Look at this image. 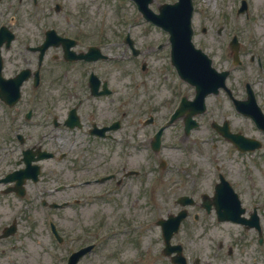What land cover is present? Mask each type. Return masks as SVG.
<instances>
[{
    "label": "rangeland",
    "instance_id": "rangeland-1",
    "mask_svg": "<svg viewBox=\"0 0 264 264\" xmlns=\"http://www.w3.org/2000/svg\"><path fill=\"white\" fill-rule=\"evenodd\" d=\"M173 1L175 0H154L150 7L156 11L158 4ZM246 1L248 12L237 15L235 12L240 5V0H192L194 6L192 41L195 47L201 48L207 54H212L216 63L223 64L226 61L221 54L226 53L224 49L226 42L234 35L242 43L241 52L245 50L264 51V0ZM54 2L63 6L58 13L54 11ZM36 14L40 16L42 22L45 16L46 21L56 22L58 27L69 31L79 27H88L90 32H93L89 34L91 42L94 41L96 33L103 34L105 40L109 39L105 44V50L111 56H116V59L104 65V74L110 77L112 83L119 88V92L112 98H105L102 101L104 105L109 104L110 106L116 98L126 94L128 90L135 91L137 99L130 107L137 106L138 109L142 107L140 111L142 113L147 112V108L153 106L158 116L164 115L165 118L174 107L173 103L175 104L178 100L173 98L172 94L175 92L173 89L180 91L185 89L169 65L166 34L144 22L132 2L128 0H44V5ZM65 16L68 20L64 19ZM24 17L27 24V16L24 15ZM201 28H205L206 32L202 33ZM127 32L142 52L134 59L127 58L129 56L127 52L123 54L124 48L121 43ZM249 39L251 43H248ZM115 42L120 43V47L112 44ZM108 43L111 44L107 46ZM159 44H161L160 48H158ZM143 62L147 66L144 71L141 70ZM260 82L264 85V79ZM53 93L57 95L58 91ZM262 101L264 102V95ZM163 102L164 108L162 107ZM217 107L215 100H209L208 110L200 120V127L184 144L194 146L193 142L199 141L210 146L211 132L215 139L218 138L208 128L210 119L219 122L225 118L236 129L249 127L242 118L230 112L225 103L221 104V108ZM127 124L128 120L125 121L124 128ZM242 131L245 135L249 133L246 130ZM184 144L178 141V132L175 128L167 132L164 138V158L170 165L178 166L176 160L185 159L178 149ZM214 147L216 149L212 146L208 150L207 157L218 158L222 161L221 169L228 177L245 182L247 195H242L245 199L241 196L244 201L249 203L247 197L253 190L254 195L264 197V156L260 155L263 152L256 151L252 154L236 156L233 150L231 153L228 149L225 151V148L229 147L222 141L217 142ZM94 149L96 154H99L98 150L105 148ZM142 154H144L143 151L138 153L137 157L141 158ZM196 160L199 163L198 168L192 167L193 174L190 176L196 179V188L199 193H210L214 170L209 167L205 158L197 156ZM94 166L92 162L90 169ZM169 172V174H164V183H167L164 185V197L160 190L161 183L157 184L152 193L148 192L145 198L140 194L138 183L136 184L137 189L126 185L124 190L105 197L100 196L96 192L98 188L95 187L83 188L81 191L74 192V197H85L86 199L70 213L68 210L57 213L61 228L67 233L71 232L70 239H65L62 246L55 245L49 238L42 224L38 206L31 202L19 201L14 202L12 208H1L0 221L4 224L9 221L10 216L14 215L17 209L23 208L25 214L18 220L17 232L10 240L17 248L15 251L0 256V264H63L70 250L89 243H95L97 248L91 255L84 257L79 264H163L162 257L159 255L162 244L160 233L153 221L175 211L174 200L185 189L182 190L179 186L174 187L172 183L174 181L179 183L178 176L186 177L183 176L184 171L180 172L181 175L174 171ZM79 175L82 176V173ZM150 178L151 175L148 176V181H153ZM83 179L85 177L80 181ZM28 195L32 196V194ZM194 196L199 199V194H194ZM163 199L164 206L161 204ZM12 200L13 196H9V202ZM68 214L72 216L68 217ZM122 221L124 223H120ZM209 223L211 224V221ZM1 225L0 223V228ZM208 228L210 231L205 236L201 232L199 239L190 235L188 230L186 231L184 242L186 251L192 257L195 254L200 255L202 261H208L205 256L209 254L210 245L215 246L218 240H225L230 227L211 225ZM139 233L143 235L140 239H138ZM136 239L139 241V249L132 244V240ZM174 241L180 243L182 233L175 236ZM10 244L6 240H0V247L6 248ZM164 264L169 263L164 259Z\"/></svg>",
    "mask_w": 264,
    "mask_h": 264
},
{
    "label": "flooded vegetation",
    "instance_id": "flooded-vegetation-1",
    "mask_svg": "<svg viewBox=\"0 0 264 264\" xmlns=\"http://www.w3.org/2000/svg\"><path fill=\"white\" fill-rule=\"evenodd\" d=\"M39 2L41 3V0H0V208L9 209V196L16 198L15 192L10 193L14 187H9L8 183L4 182L9 174V147H16L19 151L15 168L20 166L24 151L35 153L38 147V154L35 157L47 154L41 149L53 154L51 158L39 161V177L34 185H37L36 194L39 195L41 206L43 202L55 200L57 193H62L61 202L66 203V208L71 210L72 194L76 189L72 183L73 167L76 165L75 156L64 152L60 156L56 155L59 151L58 147L64 148L70 142V145L76 142L85 144L89 147L87 150L98 146L116 147L115 161L109 151L99 150L101 154L97 155V168L107 176L113 175V180L110 182L118 188L130 182L137 189L136 184L140 181L138 189L145 193L147 175L153 171L152 158L147 155L143 163L137 164L136 151H141L147 142H150L152 131L140 133V129L134 124L136 116H132L128 122V132L121 134L122 125L118 121L119 118H116L119 108H104L101 106L103 97L91 96L89 78L92 73H96L100 79L98 92L102 89L103 62H72L66 61L63 57V48L71 44V41H74L77 53H82L88 48V28L69 31L58 27L56 22L46 21L45 16L42 22L40 16L36 14L37 11L34 10ZM24 15L27 16V24ZM49 31H54L55 34L46 36ZM43 43H46L48 48L39 61L38 48ZM236 68H240L237 76H235L237 71H233L235 68H222L229 70L226 85L231 99L242 101L248 97L249 92H252L264 112L262 101L264 85L250 75L248 65L241 64ZM257 69L264 71V65H257ZM17 87L18 99L14 101ZM57 91L55 95L53 92ZM220 95L228 100L234 110L233 102L227 93L220 91ZM74 106L82 126L79 129L68 128L74 122V118L70 115ZM245 120L250 126L244 130L264 145V133L256 129L248 118L245 117ZM101 128L106 132L94 136L92 130ZM13 131L16 132L15 137L12 135ZM81 131L84 133L79 135ZM127 144H131L132 167L120 171L121 147ZM14 151L12 150L11 154ZM86 159L85 162H81L86 169V175H91L95 166L90 169L93 160L89 155ZM220 174L217 173L216 182ZM234 181L237 184L231 185L238 193L244 207L242 214L244 222L218 223L213 219L212 223L215 225L218 223L230 227L226 239L215 242L216 246L205 256L208 261L195 257L191 262L189 253L186 264H264V197L254 195V191H251L252 202L246 206L242 201V195H247L245 182ZM28 184L32 182L28 181ZM179 186L182 190L187 187L188 190L183 192L190 194L197 189L196 181L189 173L180 181ZM103 189L108 190V188ZM200 207L201 204L196 202L192 209ZM184 222L183 239H186L187 230L190 235L199 239L200 233L203 232L205 236L210 231L208 226L212 225L207 222V218L199 220L195 213L189 211ZM248 224L253 225L249 227ZM14 237L15 235L5 240L9 242ZM16 248L15 244L11 245V249Z\"/></svg>",
    "mask_w": 264,
    "mask_h": 264
},
{
    "label": "water",
    "instance_id": "water-1",
    "mask_svg": "<svg viewBox=\"0 0 264 264\" xmlns=\"http://www.w3.org/2000/svg\"><path fill=\"white\" fill-rule=\"evenodd\" d=\"M143 4H147L150 0H140ZM181 9L177 10L179 14L170 16L166 14L168 7H162L161 13L158 16H152L155 21H158L163 25V28L166 29L171 37L172 42V62L178 68V71L182 73L186 78L194 80V77L197 76L199 81H205L204 76L202 77V71H199V68L203 67L205 61L209 63V60H206V57L200 53V51L194 50L190 38H191V29L189 25V19L191 14V5L190 0H181ZM149 15V14H147ZM180 217L171 218L168 221H161L163 235L165 243H168L169 238L172 233L177 230ZM84 251V250H83ZM80 254L77 253L75 257ZM74 258V257H73ZM75 263V259L71 264Z\"/></svg>",
    "mask_w": 264,
    "mask_h": 264
}]
</instances>
